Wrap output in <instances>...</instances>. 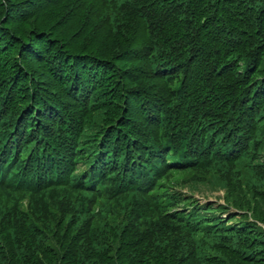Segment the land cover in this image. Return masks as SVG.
Here are the masks:
<instances>
[{"label":"trees","instance_id":"16d2710c","mask_svg":"<svg viewBox=\"0 0 264 264\" xmlns=\"http://www.w3.org/2000/svg\"><path fill=\"white\" fill-rule=\"evenodd\" d=\"M0 264H264V0H0Z\"/></svg>","mask_w":264,"mask_h":264},{"label":"rangeland","instance_id":"374dc122","mask_svg":"<svg viewBox=\"0 0 264 264\" xmlns=\"http://www.w3.org/2000/svg\"><path fill=\"white\" fill-rule=\"evenodd\" d=\"M184 174L175 173L171 178L166 180L167 187L175 189L179 193H186L187 195H193L196 198L204 200H215L218 202H231L243 200V196L249 195V187L244 178H240L236 181L232 176L229 177L227 186H223L218 181L211 178L209 172L196 173L194 171ZM190 178L192 182H188ZM246 199V198H245ZM247 203L253 206V202H245L242 204L247 207ZM226 204V203H225ZM246 211V210H240Z\"/></svg>","mask_w":264,"mask_h":264}]
</instances>
